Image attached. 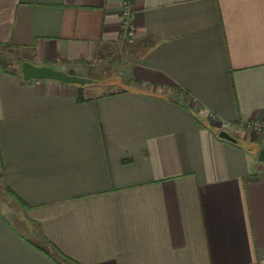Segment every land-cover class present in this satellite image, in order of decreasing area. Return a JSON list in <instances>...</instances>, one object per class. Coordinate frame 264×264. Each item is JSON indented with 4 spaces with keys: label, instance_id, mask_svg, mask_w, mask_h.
Returning a JSON list of instances; mask_svg holds the SVG:
<instances>
[{
    "label": "crops",
    "instance_id": "crops-1",
    "mask_svg": "<svg viewBox=\"0 0 264 264\" xmlns=\"http://www.w3.org/2000/svg\"><path fill=\"white\" fill-rule=\"evenodd\" d=\"M130 6L129 42L123 0H0L23 61L124 82L0 66V264H264V0Z\"/></svg>",
    "mask_w": 264,
    "mask_h": 264
},
{
    "label": "water",
    "instance_id": "water-1",
    "mask_svg": "<svg viewBox=\"0 0 264 264\" xmlns=\"http://www.w3.org/2000/svg\"><path fill=\"white\" fill-rule=\"evenodd\" d=\"M21 74L24 79H55L66 83L85 85L95 80L91 77L78 73H70L67 70L56 68L50 64H36L30 60H24L21 63ZM219 136L233 142L238 139L226 128L219 131ZM258 160L264 162V146L260 147L257 153Z\"/></svg>",
    "mask_w": 264,
    "mask_h": 264
},
{
    "label": "rangeland",
    "instance_id": "rangeland-1",
    "mask_svg": "<svg viewBox=\"0 0 264 264\" xmlns=\"http://www.w3.org/2000/svg\"><path fill=\"white\" fill-rule=\"evenodd\" d=\"M23 59L24 53L20 48L11 45L0 44V61L10 62V68L20 66ZM115 68H107L108 71H98L97 73L90 70V72L88 71L84 76H90L95 79L98 84V92H109L118 89L124 84L123 80L119 77V72L116 71L118 68ZM4 202L3 208L7 213L10 214L11 217L15 218L20 215L19 207L15 206L8 200H4Z\"/></svg>",
    "mask_w": 264,
    "mask_h": 264
},
{
    "label": "built area",
    "instance_id": "built-area-1",
    "mask_svg": "<svg viewBox=\"0 0 264 264\" xmlns=\"http://www.w3.org/2000/svg\"><path fill=\"white\" fill-rule=\"evenodd\" d=\"M131 0H123V9H122V22H121V31L120 35L123 39L133 41L136 36V26L133 21V12L131 9ZM228 124H224L227 126ZM246 127L252 128L258 131L264 132V122L259 120H248L246 122Z\"/></svg>",
    "mask_w": 264,
    "mask_h": 264
},
{
    "label": "trees",
    "instance_id": "trees-1",
    "mask_svg": "<svg viewBox=\"0 0 264 264\" xmlns=\"http://www.w3.org/2000/svg\"><path fill=\"white\" fill-rule=\"evenodd\" d=\"M22 63V62H21ZM0 66L8 71V72H11V73H14V74H18V75H21V64L20 66H15L14 68H10V62L8 61H0ZM70 73H77L76 71L74 70H70L68 71ZM80 86V89H79V93H78V98L79 99H84V93H83V90H82V86L83 85H79ZM19 200V199H18ZM23 205L24 203L19 200ZM49 248H48V253L53 256L54 258L57 256H60L65 262H70V261H73L71 258H69L67 255H65L63 252H61L52 242H49Z\"/></svg>",
    "mask_w": 264,
    "mask_h": 264
}]
</instances>
